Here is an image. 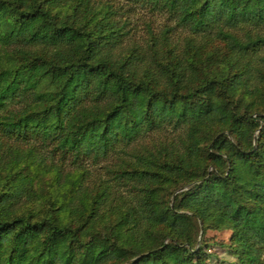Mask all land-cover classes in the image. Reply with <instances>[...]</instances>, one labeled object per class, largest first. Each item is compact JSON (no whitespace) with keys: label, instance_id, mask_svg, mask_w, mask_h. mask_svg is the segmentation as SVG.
<instances>
[{"label":"trees","instance_id":"trees-1","mask_svg":"<svg viewBox=\"0 0 264 264\" xmlns=\"http://www.w3.org/2000/svg\"><path fill=\"white\" fill-rule=\"evenodd\" d=\"M201 229L264 264V0H0V264H207Z\"/></svg>","mask_w":264,"mask_h":264},{"label":"rangeland","instance_id":"rangeland-1","mask_svg":"<svg viewBox=\"0 0 264 264\" xmlns=\"http://www.w3.org/2000/svg\"><path fill=\"white\" fill-rule=\"evenodd\" d=\"M126 13L129 15L131 24L139 32L137 38L141 36L147 25H150L152 29L158 32L166 23L163 15L148 12L146 9L133 8L130 11H126ZM179 35L182 36L183 34L179 33ZM230 235V231L226 230L207 229L204 235L202 229L199 231L197 238L200 239L201 237L202 242L206 244L207 264H231L236 260L228 247Z\"/></svg>","mask_w":264,"mask_h":264}]
</instances>
